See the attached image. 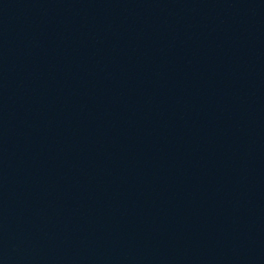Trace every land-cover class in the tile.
Masks as SVG:
<instances>
[{"label":"water","instance_id":"water-1","mask_svg":"<svg viewBox=\"0 0 264 264\" xmlns=\"http://www.w3.org/2000/svg\"><path fill=\"white\" fill-rule=\"evenodd\" d=\"M0 264H264V0H0Z\"/></svg>","mask_w":264,"mask_h":264}]
</instances>
